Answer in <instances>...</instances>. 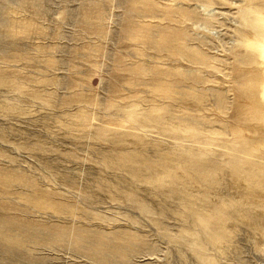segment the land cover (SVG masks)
<instances>
[{"label": "rangeland", "instance_id": "obj_1", "mask_svg": "<svg viewBox=\"0 0 264 264\" xmlns=\"http://www.w3.org/2000/svg\"><path fill=\"white\" fill-rule=\"evenodd\" d=\"M0 264H264V0H0Z\"/></svg>", "mask_w": 264, "mask_h": 264}]
</instances>
